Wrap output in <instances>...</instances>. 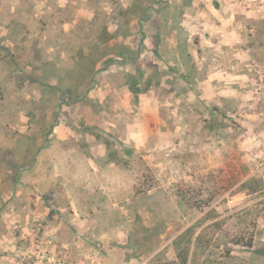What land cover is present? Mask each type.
I'll use <instances>...</instances> for the list:
<instances>
[{
  "label": "rangeland",
  "instance_id": "obj_1",
  "mask_svg": "<svg viewBox=\"0 0 264 264\" xmlns=\"http://www.w3.org/2000/svg\"><path fill=\"white\" fill-rule=\"evenodd\" d=\"M229 1L0 0V264H264V31L244 92L201 86L239 65ZM248 218L252 247L216 232Z\"/></svg>",
  "mask_w": 264,
  "mask_h": 264
},
{
  "label": "crops",
  "instance_id": "obj_2",
  "mask_svg": "<svg viewBox=\"0 0 264 264\" xmlns=\"http://www.w3.org/2000/svg\"><path fill=\"white\" fill-rule=\"evenodd\" d=\"M229 2L232 5L226 6V15L221 18L219 17L218 23L210 25V28H212L211 33H215L214 37L218 36L223 45H231L232 49L227 53L229 54L228 57L231 62L233 63L234 59L240 61L238 66L233 64L230 69L224 66L220 69L217 68L212 74L208 75V79L206 78L201 81V86L205 90L204 94H206V98L213 102H217L218 100H234L236 97L235 95L244 92L243 87L250 83V70L239 69V67L244 64L248 66L250 62H253V55L247 50L241 54H236L235 46L245 44L246 41H250L253 36H259L257 30H251L250 33L247 32L245 23L252 22L255 27L258 25L259 30L264 31V0H230ZM238 7H242L240 12H237L239 10ZM218 15H220V12ZM220 24L225 31L217 35V30H220L217 28ZM257 40H255L257 44H262L264 46V35L262 39L260 38ZM246 80L248 81L247 83ZM209 89H212V91L208 93L206 90Z\"/></svg>",
  "mask_w": 264,
  "mask_h": 264
},
{
  "label": "trees",
  "instance_id": "obj_3",
  "mask_svg": "<svg viewBox=\"0 0 264 264\" xmlns=\"http://www.w3.org/2000/svg\"><path fill=\"white\" fill-rule=\"evenodd\" d=\"M212 182V181H210ZM215 185H213V188L207 187L208 190V196H206L207 198L203 199L202 198H196L194 197V192L187 188H178L177 192L179 194V196H181L184 199H189V196L187 194H190L192 196V198H194V205L197 206L198 208L202 209L204 207H208L212 204V201L216 199V197H218L219 195L225 193L227 191V189L230 187L229 185H227L226 187H217L218 183H214ZM224 185V184H222ZM211 186V185H210ZM206 189V188H205ZM201 191H204V189L202 188ZM192 193V194H191ZM204 193V192H203ZM200 195V193H199ZM244 223V224H243ZM243 223H241V226H237L235 230L231 231V230H225L224 228H221V224L220 223H215L216 226V232L218 231L221 234V238L225 239L226 242L229 243H234L236 245H242V246H246V247H252L253 243H254V233H255V228H256V220H254V218H248L245 219L243 221ZM209 233H212V230L209 231ZM210 237L206 236V235H202L201 239L199 241L200 245H203L205 247L210 245ZM232 254V250L230 247H227V249L225 250L223 257L227 258L230 257ZM188 255L185 252H180V254L177 255L176 259H165L162 260L160 262H156L155 264H187L188 263ZM216 259L215 258H211V255H208V257L204 260V264H215ZM218 264V262L216 263Z\"/></svg>",
  "mask_w": 264,
  "mask_h": 264
}]
</instances>
